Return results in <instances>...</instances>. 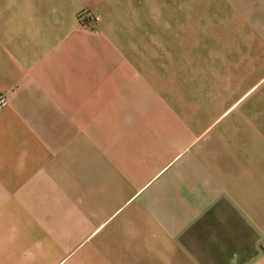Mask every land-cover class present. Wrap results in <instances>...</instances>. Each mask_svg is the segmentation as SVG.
I'll list each match as a JSON object with an SVG mask.
<instances>
[{
  "label": "crops",
  "instance_id": "1",
  "mask_svg": "<svg viewBox=\"0 0 264 264\" xmlns=\"http://www.w3.org/2000/svg\"><path fill=\"white\" fill-rule=\"evenodd\" d=\"M0 97V264H264V0H0Z\"/></svg>",
  "mask_w": 264,
  "mask_h": 264
},
{
  "label": "trees",
  "instance_id": "2",
  "mask_svg": "<svg viewBox=\"0 0 264 264\" xmlns=\"http://www.w3.org/2000/svg\"><path fill=\"white\" fill-rule=\"evenodd\" d=\"M87 15V17L88 18H85L84 16H86ZM79 17H80V20L84 23V22H91V21H93V19L91 18V16L88 14V12H80L79 13Z\"/></svg>",
  "mask_w": 264,
  "mask_h": 264
},
{
  "label": "built area",
  "instance_id": "3",
  "mask_svg": "<svg viewBox=\"0 0 264 264\" xmlns=\"http://www.w3.org/2000/svg\"><path fill=\"white\" fill-rule=\"evenodd\" d=\"M93 20H95V17H92ZM5 99L3 97H0V102H4Z\"/></svg>",
  "mask_w": 264,
  "mask_h": 264
}]
</instances>
